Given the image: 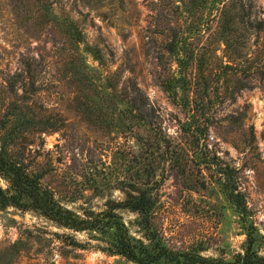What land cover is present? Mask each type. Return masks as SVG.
Here are the masks:
<instances>
[{
	"label": "rangeland",
	"instance_id": "obj_1",
	"mask_svg": "<svg viewBox=\"0 0 264 264\" xmlns=\"http://www.w3.org/2000/svg\"><path fill=\"white\" fill-rule=\"evenodd\" d=\"M192 2L0 0V102L8 94L6 77L21 71L27 74V69L36 75L41 98L59 112L64 124L57 130L27 133L19 147L66 206L77 211L82 206L99 209L108 197H123L117 185L127 175L130 152L138 149L134 134L145 131L139 125L133 131L125 130L127 119L117 113L124 103L112 110L106 106L110 93L102 88L105 76L118 88L136 83L164 129L173 137H190L180 127L187 118L185 112L161 85L156 53L168 25L181 18ZM253 3L255 16L264 20V0ZM198 8L192 9L196 10L195 20L199 19ZM211 25L214 27V22ZM79 35L83 40H77ZM259 38L257 61L264 60V32ZM86 44L103 58L99 60L91 48L85 49ZM255 74L252 87L241 89L233 101L215 105L203 138V144L239 168L249 214H240L214 180L216 176H208L214 173L211 167L200 165L207 183L197 187L200 172L195 160L189 161L184 173L181 167L169 165L161 179L160 203L152 220L174 247H203L200 252L204 255L232 260L244 251L246 231L251 229L254 248L264 254V74ZM75 97L101 103L111 123L87 119L77 108ZM197 152L199 149L195 156ZM0 185H8L1 175ZM119 211L130 230L139 235L135 223L130 222L136 214ZM54 231L88 240L87 231L59 227L32 209L0 208V264H138L102 250L95 239L78 247Z\"/></svg>",
	"mask_w": 264,
	"mask_h": 264
},
{
	"label": "trees",
	"instance_id": "obj_2",
	"mask_svg": "<svg viewBox=\"0 0 264 264\" xmlns=\"http://www.w3.org/2000/svg\"><path fill=\"white\" fill-rule=\"evenodd\" d=\"M193 8H198L199 19L192 18L196 12ZM255 12L253 0H193L183 9L181 18L168 25V33H164L165 39L156 53L162 70L160 82L185 112L187 118L180 127L190 134L189 138L173 137L164 129L136 83L118 88L105 76L107 81L102 88L110 93L106 106L110 105L112 110L124 103L117 113L127 119L125 130L133 131L139 125L145 131L134 134L138 149L130 152L127 175L117 185L123 197H108L99 209L82 206L77 211L66 206L43 181L42 172L28 163L24 149L19 147L26 134L57 130L64 121L59 112L44 103L42 87L36 84L34 73L27 69V74L21 71L6 77L4 88L8 94L0 102V175L8 185L5 188L0 185V208L13 205L32 209L59 227L87 231L85 241L74 233H54L78 247H85L90 239H95L102 250L138 264H264V254L254 248L251 229L246 231L244 251L231 260L204 255L200 252L203 247L177 248L168 244L152 220L160 203L159 188L167 166L181 167L184 173L193 160L200 172L194 186L205 187L207 183L200 165L211 167L214 173L208 176H216L214 180L240 214H249L237 173L239 168L203 144V138L216 106L233 101L241 89L252 87L256 72L264 74V60L257 61L255 55L264 32V20L257 18ZM69 22L72 24L71 18ZM77 38L83 40L80 35ZM84 48H91L99 60L103 58L90 45ZM75 102L87 119L111 123L108 110L101 103L76 97ZM119 209L136 214L130 222L135 223L139 235L130 230Z\"/></svg>",
	"mask_w": 264,
	"mask_h": 264
}]
</instances>
